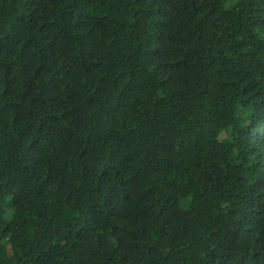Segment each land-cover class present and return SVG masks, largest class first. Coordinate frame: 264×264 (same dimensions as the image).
<instances>
[{"label":"trees","instance_id":"1","mask_svg":"<svg viewBox=\"0 0 264 264\" xmlns=\"http://www.w3.org/2000/svg\"><path fill=\"white\" fill-rule=\"evenodd\" d=\"M0 264H264V0H0Z\"/></svg>","mask_w":264,"mask_h":264}]
</instances>
